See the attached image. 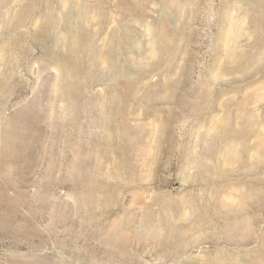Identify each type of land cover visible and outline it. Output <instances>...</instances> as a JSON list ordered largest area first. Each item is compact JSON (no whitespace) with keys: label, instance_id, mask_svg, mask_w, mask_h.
<instances>
[{"label":"rangeland","instance_id":"rangeland-1","mask_svg":"<svg viewBox=\"0 0 264 264\" xmlns=\"http://www.w3.org/2000/svg\"><path fill=\"white\" fill-rule=\"evenodd\" d=\"M263 44L264 0H0V264H264V187L254 184L263 182L264 166L245 165V184L233 183L238 192L256 187L248 204L233 200L248 209L236 216L251 217L243 230L239 222L235 231L213 233L215 225L203 223L210 234L184 230L159 249L134 237L126 256L120 242L107 243V228L126 214L145 224L141 196L152 204L155 191L182 189L183 151L201 152L213 163L217 153H207V142L220 123L223 146L248 144L247 164L254 157L263 163ZM61 76L72 77L79 92L78 120L70 121L64 102L52 99ZM37 101L51 106L48 120L38 118L34 127L13 120ZM105 102L114 121L104 128L98 110ZM125 115L136 142L132 159L138 173L153 179L150 190L132 182L122 164L127 153L101 134L122 132ZM107 148L116 151L108 155ZM147 155L153 161L158 155L160 163L144 167ZM223 155L216 156L226 161ZM80 185L112 203L95 205L96 215L87 216L76 203ZM221 218L220 228L236 223ZM136 227L129 225V233ZM116 231L120 238L121 228Z\"/></svg>","mask_w":264,"mask_h":264},{"label":"bare ground","instance_id":"bare-ground-1","mask_svg":"<svg viewBox=\"0 0 264 264\" xmlns=\"http://www.w3.org/2000/svg\"><path fill=\"white\" fill-rule=\"evenodd\" d=\"M28 2V1H27ZM32 3V2H30ZM29 3V4H30ZM39 3V2H38ZM32 5V4H31ZM28 6V4H27ZM31 7V6H30ZM33 11V10H32ZM31 11V12H32ZM36 11V10H35ZM33 14V13H32ZM23 17V16H22ZM29 18V17H28ZM21 19V18H19ZM24 19V18H23ZM22 19V20H23ZM54 19V17H53ZM18 20V19H17ZM26 20V19H25ZM25 22V21H24ZM43 22V21H42ZM72 23V22H71ZM13 24V23H12ZM69 24V23H68ZM16 25V24H15ZM54 25V24H53ZM73 28V27H72ZM13 29V28H12ZM10 29V30H12ZM67 29V28H66ZM65 29V30H66ZM64 30V31H65ZM8 31V30H7ZM62 31V30H61ZM237 31V30H236ZM235 31V32H236ZM230 32V31H229ZM62 33V32H60ZM70 33V32H69ZM24 35V34H23ZM73 35V34H72ZM80 35V32L78 34V36ZM19 36V35H18ZM25 36V35H24ZM81 36V35H80ZM226 36V35H225ZM239 37V35H238ZM21 38V37H19ZM22 39V38H21ZM25 39V38H24ZM22 39V40H24ZM220 39V38H219ZM227 39V38H226ZM235 40V39H234ZM70 41V40H69ZM79 41V40H78ZM218 41V40H217ZM226 41V40H225ZM220 42V41H219ZM80 43V42H79ZM83 43V42H82ZM229 43V42H228ZM262 43V42H261ZM14 44V43H13ZM22 44V43H21ZM226 44V43H225ZM108 45V44H107ZM220 45V44H219ZM264 45V44H263ZM223 46V45H222ZM14 47V46H13ZM221 47V46H220ZM234 47V46H232ZM263 47V46H262ZM11 48V47H10ZM27 48V46H26ZM225 48V47H224ZM83 49V48H82ZM71 50V49H70ZM221 50V49H220ZM238 50V49H237ZM86 51V50H85ZM264 51V50H263ZM82 52V50H81ZM107 52V51H106ZM216 52V50H215ZM231 52V51H230ZM23 53V52H22ZM96 53V52H95ZM237 53V52H236ZM227 54H229L227 52ZM84 55V54H83ZM238 55V54H237ZM243 55V54H242ZM23 56V55H22ZM21 56V57H22ZM70 56V55H69ZM85 56V55H84ZM83 56V57H84ZM235 55H232V57ZM254 57V56H253ZM75 58V57H74ZM262 58V57H260ZM87 59V58H85ZM115 60V59H114ZM233 60V59H232ZM251 60V59H250ZM253 60V59H252ZM258 60V59H257ZM87 61V60H86ZM254 61V60H253ZM256 61V60H255ZM261 61V60H260ZM27 62V61H25ZM76 62V61H75ZM81 62V61H80ZM88 62V61H87ZM83 63V62H82ZM79 64V63H78ZM86 64V63H85ZM89 64V63H88ZM86 64V65H88ZM95 64V63H94ZM80 65V64H79ZM85 65V66H86ZM118 65V64H117ZM227 65V63L225 64ZM89 66V65H88ZM100 66V65H99ZM96 66V67H99ZM85 68V67H84ZM80 70V69H79ZM81 71V70H80ZM119 71V70H118ZM64 72V71H63ZM79 72V71H78ZM83 72V71H82ZM111 72V71H110ZM117 71H115L114 73L116 74ZM81 73V72H80ZM87 73V72H86ZM114 73L113 76H114ZM82 74V73H81ZM85 74V73H84ZM88 74V73H87ZM95 74V73H94ZM110 74V73H109ZM111 74V75H112ZM117 75V74H116ZM112 76V77H113ZM111 77V78H112ZM2 78V77H1ZM90 78V77H89ZM94 79V78H93ZM78 80V79H76ZM91 80V78H90ZM168 80V79H167ZM80 81V80H79ZM78 81V82H79ZM73 82L74 80H72V77H67V76H61L60 78H58V86L57 89L55 90L52 99H55L57 101L61 100L64 102V106L63 109L67 110V114L70 117V121L72 120H78V112H79V108L80 105L78 104V93L77 90L75 89V87H73ZM102 82V81H101ZM76 83V81H75ZM261 83V82H260ZM14 85V84H13ZM85 85V82H84ZM80 86V85H79ZM167 86V85H166ZM19 87V86H18ZM67 88L65 90V88ZM64 88V89H62ZM83 89V88H82ZM260 91V90H259ZM109 92V91H108ZM84 93V92H83ZM86 94V93H85ZM152 94V93H151ZM93 95V94H92ZM42 96V95H41ZM82 96V95H81ZM86 96V95H84ZM112 96V95H111ZM102 97V96H101ZM82 98H84L82 96ZM48 99V98H47ZM77 99V101H76ZM83 100V99H82ZM112 101L116 100L114 99V97L111 99ZM118 100V98H117ZM90 103H92V98L89 97L88 100ZM107 101V100H106ZM117 103V101H116ZM55 104V103H53ZM108 103L105 102V104H103V106L98 110V115H99V125L104 126V128L107 126V122H112L114 121V116H111L110 112H109V108L107 107ZM210 105V104H209ZM99 106V105H98ZM51 107V106H50ZM45 105H43L40 101H37L35 103V107H33L29 113H27L26 115H24L21 118H16L13 120H17V122L19 124H21L22 120H24L23 122H26L33 125L35 124V121L38 118L44 119V120H48L50 118V116L46 113L48 111V108ZM56 106H54L55 108ZM118 107V106H117ZM111 110V109H110ZM89 111V110H87ZM96 111V110H95ZM89 112H93V110H91ZM202 112V111H201ZM151 113V112H150ZM204 113V112H203ZM245 115V114H244ZM251 115V114H250ZM264 115V114H263ZM201 116V115H200ZM254 116V114H253ZM199 117V116H198ZM207 117V116H206ZM240 118V117H239ZM53 119V118H52ZM61 119H65V117L61 118ZM127 115L124 116V122H123V131L122 132H111L110 134L107 133V137L105 136V129L104 131H102V135H104V138H107V141L109 142V140L116 142L119 144V149H123L125 151V153H127L128 156V160L123 164L125 170L128 172V170L131 171V176L133 177V183L134 184H138L141 188L145 187V190H150L152 188L151 184H152V178L147 175H144V173H139L137 172V161L134 162L133 161V150H136V142L133 141L132 138V127L130 126L129 122L127 121ZM212 119V118H211ZM227 119V118H225ZM264 119V118H263ZM12 120V121H13ZM58 120V119H57ZM57 120H52V124L57 123ZM199 120V119H198ZM201 120V119H200ZM217 120V119H216ZM222 120V119H221ZM252 120V119H250ZM60 121V119L58 120ZM213 121V119H212ZM211 121V122H212ZM220 121V120H219ZM225 121V120H224ZM256 121V118H255ZM255 121H253V123H255ZM76 122V121H75ZM198 122V121H196ZM208 122V121H207ZM215 123V121H213ZM249 122V121H248ZM38 123V122H37ZM42 123V122H41ZM219 123V122H218ZM251 123V121H250ZM59 124V123H58ZM57 124V125H58ZM154 124V123H153ZM209 124V123H208ZM226 124V123H225ZM246 124V121H245ZM24 125V124H23ZM223 124H219L218 126H216L214 129H212V137H211V141L208 144V148L206 149L208 152L207 153H223L224 158L226 161H223L222 158H217V154H215V156L212 159V164H210L211 162L209 161V159L207 157H201V152H198L197 154L194 153H185L184 151L181 153L180 155V159H181V169L183 175L181 177L182 179V189L178 190V191H174V190H164V191H155V193L153 194L152 197V204L148 203L147 201H145L144 197H140L141 204L143 205V207L145 208V211H143V218H144V223L145 224H137L134 215L135 214H126L122 220V222L119 224V222L117 221H113L109 227L107 228V243H109L110 245L114 246L119 242H120V251L122 252V254L124 256H126L125 254L128 253V246L129 243L131 242V239H133L134 237H137L139 239L140 242L144 243H148L150 242V244L155 248V249H159L160 247H163L164 245H168L170 243H173V241H175L176 239H179V237L183 236V233H186L184 230L189 231H196L199 230L201 233L203 232L204 234H210V232L207 233V227L206 225H204L203 223H208L209 224H214L215 225V231L213 233H226V230H231V231H235V229L238 228L237 224L239 223L241 229L246 228L248 225H250V216H248L249 219H245L243 221V219L239 218L238 216H236L237 211H241L239 213H243L246 211V204L243 203V201H245V197H247V195H253L255 194V186H250V188L240 190L239 192L234 190L235 187L233 183H239L240 184H245V177L242 178L241 174L243 168L245 165L246 166H251L250 170H257L259 168H261L262 166H264V140L260 137L263 136L264 134L258 133L260 139L263 140V142H261V145L259 146V152L261 154V157L259 158V161H262L260 164V162H257L256 157H254V160H252L250 163L247 164L245 156L248 155V151H249V146L248 144H245L241 150H237L236 145H235V141H231L233 142L232 144H228V145H222V142L220 139H222L219 135L220 133V129L222 127ZM261 125V124H260ZM18 126V125H17ZM140 126V125H139ZM146 126V125H145ZM160 126V124H159ZM212 126V125H211ZM226 126V125H225ZM34 127V125H33ZM230 127V126H229ZM154 128V127H153ZM165 128V127H163ZM208 128V127H207ZM22 129V128H21ZM223 129V128H222ZM254 129V127H253ZM145 130V129H144ZM247 130V129H246ZM252 130V129H251ZM249 130V131H251ZM227 131V130H226ZM238 131V130H237ZM257 131V129L255 130ZM259 131V130H258ZM205 132V131H204ZM252 132V131H251ZM17 133V132H16ZM57 133V132H56ZM162 137L163 134V130L161 128V132H159ZM235 133V132H234ZM256 133V132H255ZM222 134V133H220ZM224 134V133H223ZM250 134V133H249ZM254 134V131L251 133ZM109 135V136H108ZM202 139H206V137L208 136V132H207V136L206 134H200ZM211 135V134H210ZM243 135V134H242ZM256 135V134H255ZM206 136V137H205ZM234 136V135H233ZM193 137V136H192ZM195 137V136H194ZM231 137V136H229ZM247 137V136H245ZM112 138V139H111ZM233 138V137H232ZM159 139V140H158ZM234 139V138H233ZM243 139V136H242ZM250 139V138H248ZM220 140L221 145L220 146H216V144L218 143V141ZM226 140V138H225ZM241 140V139H240ZM259 140V139H258ZM196 141V140H195ZM250 141V140H249ZM202 142V140H201ZM225 142V141H224ZM230 142V143H231ZM253 142V141H252ZM161 138H157L156 141V148L160 149L161 148ZM218 143V144H220ZM251 143V142H250ZM249 143V144H250ZM256 143V142H255ZM260 143V142H259ZM204 144V143H203ZM206 144V146H207ZM252 144V143H251ZM254 144V143H253ZM240 147V144H238ZM257 145V144H256ZM101 146V145H100ZM99 146V147H100ZM163 146V145H162ZM252 146V145H251ZM203 147V146H202ZM139 148V145H138ZM141 148V147H140ZM179 148V147H178ZM197 148V147H196ZM207 148V147H206ZM253 148V147H252ZM10 149V148H9ZM184 149V148H183ZM141 150V149H140ZM251 150V149H250ZM116 149H109L107 148V154L110 155L111 153L115 152ZM186 151V150H185ZM202 151V150H201ZM96 152V151H95ZM101 152V151H100ZM140 152V151H139ZM206 153V151H204ZM203 152V153H204ZM97 153V152H96ZM204 153V154H205ZM77 154V153H76ZM137 154V153H136ZM257 154V153H256ZM209 155V154H208ZM18 156V155H17ZM131 158H130V157ZM252 156V155H251ZM25 157V156H24ZM80 157V156H79ZM250 157V156H249ZM144 161H142L140 164H142L144 167H147V165H150V163H154L156 162V164L160 163V158L157 155L155 157V161H153L152 159V155L151 156H146L145 158H143ZM248 159V158H247ZM82 160V159H81ZM248 161V160H247ZM210 162V163H209ZM83 163V162H82ZM81 163V164H82ZM232 164V165H237V168H234L227 170V168L224 166L225 164ZM12 164V163H11ZM120 164V165H122ZM139 164V163H138ZM116 166H120L117 163H115ZM160 165V164H159ZM142 166V167H143ZM152 166V165H151ZM140 167V165H139ZM138 167V168H139ZM116 168V167H115ZM246 168V167H245ZM193 169V171L191 170ZM249 169V168H248ZM262 169V168H261ZM4 170V169H3ZM118 170V169H117ZM248 171V170H247ZM259 171V170H258ZM148 172V171H147ZM235 172H238V177H237V181H234L233 178L231 177V175H234ZM260 172V171H259ZM124 173V172H123ZM126 173V172H125ZM244 174V173H243ZM120 175V174H119ZM236 175V174H235ZM247 175V174H246ZM262 175V174H261ZM97 176V175H96ZM147 176V177H146ZM260 176V175H258ZM236 177V176H235ZM241 177V178H239ZM247 177V176H246ZM252 177V176H251ZM254 177V175H253ZM129 179V178H128ZM254 179V178H253ZM251 180V179H250ZM96 181V180H95ZM130 181V180H129ZM148 182L147 184H145V182ZM253 181V180H252ZM89 182V181H88ZM248 182V180H247ZM127 183V182H126ZM253 183V182H252ZM248 184V183H247ZM254 184H261L262 188L264 187V179L263 182H261L260 180H256L254 181ZM252 184V185H254ZM87 185V184H86ZM191 185H195L196 187L198 186V191H194V189L190 188ZM258 185V186H259ZM90 185L88 186H82L80 185L79 187H77L78 190H80L79 192V196L78 199H76V203L77 206L79 208H81L82 210L85 211L86 215L89 217H93L96 215L97 211L95 208V205L97 204H103V203H107V204H111L112 200L110 198H108V195L106 194H102V193H96L93 189H88ZM113 186V185H111ZM115 186V185H114ZM193 187V186H192ZM238 187V186H237ZM240 187V186H239ZM90 188V187H89ZM115 188V187H114ZM147 188V189H146ZM256 188V187H255ZM260 188V186H259ZM115 190V189H114ZM258 190V189H257ZM260 192V191H259ZM261 192H263V190H261ZM109 194V193H108ZM137 194V193H136ZM261 194V193H260ZM259 194V195H260ZM264 194V193H262ZM256 195V194H255ZM254 195V196H255ZM258 196V195H257ZM111 197V196H110ZM113 198V197H112ZM239 198V200H241L242 198H244L243 201H241L239 204H234V202H236L234 199ZM241 198V199H240ZM253 198V197H252ZM249 199V198H248ZM234 200V202H233ZM256 200V199H255ZM252 201V200H251ZM247 203V201H245ZM238 203V202H237ZM140 204V203H139ZM245 204V206L243 205ZM248 204V203H247ZM250 204V203H249ZM154 205L158 206V208L156 210H154L155 208L153 207ZM141 206V205H140ZM250 206V205H249ZM105 207V206H104ZM249 208V207H248ZM248 210V209H247ZM251 212V209L249 210ZM221 214H223L224 216L227 217H234V224L228 223L227 225H223L222 228H220V225L218 227V220H222L221 218ZM249 214V213H248ZM238 215V214H237ZM257 214H255L256 216ZM220 216V217H219ZM246 216V215H245ZM244 216V217H245ZM252 216V214H251ZM243 218V217H242ZM247 218V217H246ZM187 220V221H183V220ZM225 219V218H224ZM140 220V219H139ZM143 220V219H141ZM232 220V219H231ZM159 223H158V222ZM242 221V223H241ZM253 221V219H252ZM137 224V227H136ZM129 225H135L136 228H134V231L132 233H129V229L128 226ZM210 226V225H209ZM117 228H121V232L119 234L120 238H117V236L115 235V232H117ZM133 228V227H132ZM242 229V230H243ZM254 230V229H253ZM132 231V230H131ZM210 231V230H209ZM240 231V230H239ZM198 232V231H197ZM219 233V234H220ZM162 237V238H161ZM183 241V240H182ZM179 242V240H178ZM181 243V242H180ZM119 246V245H118ZM182 249L185 248V244L182 243ZM177 251V250H176ZM172 253V252H171ZM168 255V254H167ZM178 255V254H177ZM129 257V256H128ZM178 260V259H177ZM264 261V260H263ZM220 264H238L237 262L232 263L231 261H228V263H224V262H219ZM188 264V263H187Z\"/></svg>","mask_w":264,"mask_h":264}]
</instances>
